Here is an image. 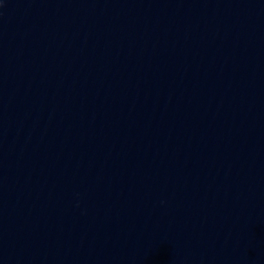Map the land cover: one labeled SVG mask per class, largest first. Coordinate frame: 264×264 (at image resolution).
<instances>
[{"label":"water","instance_id":"95a60500","mask_svg":"<svg viewBox=\"0 0 264 264\" xmlns=\"http://www.w3.org/2000/svg\"><path fill=\"white\" fill-rule=\"evenodd\" d=\"M0 264H264V0H4Z\"/></svg>","mask_w":264,"mask_h":264},{"label":"clouds","instance_id":"9594fccd","mask_svg":"<svg viewBox=\"0 0 264 264\" xmlns=\"http://www.w3.org/2000/svg\"><path fill=\"white\" fill-rule=\"evenodd\" d=\"M4 3V0H0V6H2Z\"/></svg>","mask_w":264,"mask_h":264}]
</instances>
